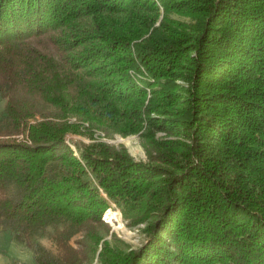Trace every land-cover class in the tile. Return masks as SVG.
Returning a JSON list of instances; mask_svg holds the SVG:
<instances>
[{
    "label": "trees",
    "instance_id": "16d2710c",
    "mask_svg": "<svg viewBox=\"0 0 264 264\" xmlns=\"http://www.w3.org/2000/svg\"><path fill=\"white\" fill-rule=\"evenodd\" d=\"M0 95V220L58 230L36 264H264V0H0Z\"/></svg>",
    "mask_w": 264,
    "mask_h": 264
},
{
    "label": "rangeland",
    "instance_id": "374dc122",
    "mask_svg": "<svg viewBox=\"0 0 264 264\" xmlns=\"http://www.w3.org/2000/svg\"><path fill=\"white\" fill-rule=\"evenodd\" d=\"M173 17L186 21L190 20L189 16L180 15L176 12L173 13ZM5 103L6 98L0 95V121L5 114ZM83 125L86 126L87 124ZM99 135H97L96 133L95 136L107 143L125 145L131 152V154L138 159L147 158L144 146L142 145L140 136L138 134L129 136H121L119 134L105 136V134L102 133ZM162 135L164 134L158 133V136ZM16 138L18 137L16 136ZM68 139L70 141L78 140L84 141L86 143H90L93 141L90 136L80 134H70L68 136ZM72 147L76 150L75 145H72ZM104 218L110 224L112 228L111 232H114L119 237L129 242L133 247H137L140 244V228L143 227V224H128V221L124 218L121 211L116 207L114 203H112V207L107 209L104 214ZM57 232V228L49 226L47 228L36 230L32 235L28 237L14 229V227L8 226L0 220V264H36L34 251L28 246V241L43 245L50 253L59 257L61 255V250L56 240ZM81 235V231L77 232L71 238L70 242L76 245V240L80 238Z\"/></svg>",
    "mask_w": 264,
    "mask_h": 264
}]
</instances>
